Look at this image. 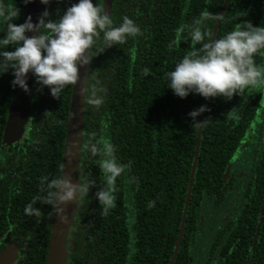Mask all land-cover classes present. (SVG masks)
Wrapping results in <instances>:
<instances>
[{
    "label": "trees",
    "instance_id": "obj_1",
    "mask_svg": "<svg viewBox=\"0 0 264 264\" xmlns=\"http://www.w3.org/2000/svg\"><path fill=\"white\" fill-rule=\"evenodd\" d=\"M63 1L68 2V6L76 2L51 0L47 6H43V9L48 8L50 19L54 20L57 15L63 14L66 9L63 8ZM147 1L150 3V0ZM201 1L207 6L203 13H216V7L214 9L208 3L210 0ZM7 2L15 3L19 9V17L13 22L21 23L25 9L23 0ZM182 2L183 0H158L156 3V0H153L154 12L145 13L141 17L142 21L137 22L144 35L130 38L124 43L120 62L118 56H108L112 55L111 49H108L92 57L89 65L87 88L94 79L102 81L106 88V99L105 103L96 109L89 105L88 94L85 93L86 137L91 131L96 132L99 137V129L106 124L109 142L115 146L118 161L130 164V167L116 178L115 208L102 215V206L94 195L99 187L106 186L104 174L98 166V157L88 154L89 159L83 162V167L88 171L92 170L87 180H93L92 176L97 174L93 180L96 184L90 187L84 199L83 206L86 208L81 211L86 214L85 210L90 209L83 222H80L82 240L87 242L84 250L89 247V238L93 231H97L96 228L100 229L102 224H105L107 229V237L104 236L105 246L95 253L92 249L90 256H97L94 264L169 263L178 235L196 140L197 128L191 125L187 113L199 107L202 98L192 93L183 99L174 96L166 86L164 77L165 71L171 70L175 61L186 52L199 47L191 43L186 32L180 31L186 24L185 17L181 14ZM234 8L236 14H232L235 12ZM203 13L194 14V18L203 22L204 28L209 32L206 39L210 40L214 22L205 18ZM245 15L246 7L240 9L238 6H229L223 13V20H220L216 39L236 26V18H242L245 22ZM253 17L255 26L259 15L255 13ZM114 24L119 23L115 20ZM2 35L3 33H0V36ZM116 51L114 49L113 53ZM145 67L149 69V75L142 76L141 70ZM12 79L11 70L0 75V85L6 86L3 101H0V105H4V108L0 107V237L11 231L8 239H18L19 236L20 243H24L30 234L33 240L29 239L28 242L32 244L36 235L41 234L43 228H48V224L35 219L34 216L25 215L23 209L34 196L42 194L41 177L59 176L67 122V99L70 93L66 87V97L54 99L48 88L44 87L42 93L35 95L31 103L27 136L23 141L25 143L14 142L11 145L12 142L10 146L5 147L3 142L1 143V131L6 121ZM246 91L247 89L240 96L234 94L230 100L223 97L206 100L209 110L204 112V120H208L201 131L183 236L173 264H189V261H185L186 242L188 231L194 226V204L199 201L201 194L210 193L215 190L214 187L226 182L234 153L249 135L253 113L259 112L256 111L255 105L253 108L249 107L253 99L247 100ZM86 163L88 164L85 165ZM227 167L228 176L223 180ZM133 177L134 181L130 179ZM150 199L155 202L152 207L147 206ZM34 206L40 208L41 215L50 218V205L37 201ZM16 220L17 226L9 228ZM254 222L241 220L239 227L234 228L227 238L225 247L228 254L216 264H234L236 260L240 264H247L246 249L254 231ZM259 230L264 231V224ZM234 238L238 240L237 249H240L242 260L236 259L232 254ZM259 243H262L261 239ZM257 250L255 247L258 256ZM84 256L87 257V252H84ZM33 257L35 259H30L31 254L27 255V260L33 261V264H44L47 259L45 252H38ZM78 263L88 264V261L81 258Z\"/></svg>",
    "mask_w": 264,
    "mask_h": 264
},
{
    "label": "clouds",
    "instance_id": "obj_2",
    "mask_svg": "<svg viewBox=\"0 0 264 264\" xmlns=\"http://www.w3.org/2000/svg\"><path fill=\"white\" fill-rule=\"evenodd\" d=\"M32 0H23L27 5ZM47 6L50 0H39ZM213 21L223 20L220 13H203ZM45 7L35 23L29 15L23 23L13 21L19 17L15 3L0 0V75L11 70L12 87L29 92L27 73H31L38 85L37 90L47 87L52 98H59L67 86H75L80 80L78 69L91 63L92 57L112 46L123 45L128 39L144 35L139 24L128 16H122L118 25L110 14L95 0H76L66 7L56 19L49 18ZM181 32H186L193 45L198 48L186 52L174 67L164 73L166 86L174 96L181 99L190 93L198 94L206 100L223 97L230 100L233 95L240 96L247 88L254 87L264 76L255 57L264 50V26H253L250 21L237 24L220 38L206 39L209 32L203 22L193 19L185 24ZM26 33H36L26 35ZM11 50H6V49ZM142 76L149 75L147 67L141 70ZM83 91L88 94V103L99 109L106 99V88L102 81L94 82ZM209 109L201 105L187 113L194 128L202 127L208 119L198 121L197 117ZM85 150L92 157H98V166L104 174L105 187H99L94 193L106 215L115 208V181L130 164L118 161L115 146L104 139H97L94 131L87 133ZM135 180V178H130ZM40 192L24 206L28 216H41V210L35 207L37 201L50 205L61 223L68 220L67 205L78 203L89 193L93 180L73 182L72 175L63 172L59 176H44L40 179ZM154 201L147 202L148 207Z\"/></svg>",
    "mask_w": 264,
    "mask_h": 264
},
{
    "label": "flooded vegetation",
    "instance_id": "obj_3",
    "mask_svg": "<svg viewBox=\"0 0 264 264\" xmlns=\"http://www.w3.org/2000/svg\"><path fill=\"white\" fill-rule=\"evenodd\" d=\"M58 2V0H56ZM155 1V0H154ZM51 2V0H50ZM98 3H101L102 7L110 14L113 21H117L120 23L122 16H128L132 18L136 22H141L143 15L145 13H153L155 5L153 0H150V3L147 0H97ZM158 0H156V3ZM95 3V0H93ZM213 6L216 13L222 8L225 3V0H210L208 2ZM240 3V5H239ZM68 2L63 1V8L68 6ZM71 5V3H70ZM217 5V6H216ZM238 6L240 9L246 7L247 15H245V20L250 21L253 24V15L257 13L259 17L256 19L255 26H264V0H229L226 9L229 6ZM44 6V5H43ZM207 6L203 4L201 0H183L182 2V11L181 14L185 17L186 24H189L192 19H194V14L200 15L205 11ZM25 10V9H24ZM235 10V12H234ZM232 14H236V8L233 9ZM118 17L116 18V16ZM203 17V16H202ZM23 18V17H22ZM141 19V20H140ZM238 22L235 21V24H242L244 20L242 18H236ZM22 21V20H21ZM214 22V21H213ZM22 23V22H21ZM111 49L112 55H108L110 58L113 56H118V62L121 57H123L124 44L119 46H112L111 48H107L105 50ZM114 49H116V53H113ZM121 56V57H120ZM255 63L258 64L264 72V50H261L258 55L255 57ZM90 65V64H89ZM90 73V69L88 74ZM33 96L32 102L35 98V95H39L42 93V90H37L38 85L33 81ZM36 85V86H35ZM88 85V82H87ZM86 85V88H87ZM72 86H67V90H69V98L68 100V108H67V117H68V109L69 102L71 96ZM12 90V86H11ZM10 90V93H11ZM60 94L59 97H66V91ZM6 91V86L3 87L0 85V101H3L4 92ZM264 76L258 80L257 84L254 87L247 88L246 98L247 100L253 99V103H250L249 107L253 108L256 106V111L259 112L253 113V118L250 121L249 127V135H247L243 141L239 144L235 151L234 158L231 160L229 177L225 183H222L218 187H214L215 190L209 192H204L203 194H199V201L194 204L193 214H194V226H192L188 231L187 236V255L186 260L189 261V264L195 262V264H216L220 258H223L228 254V250L225 247L227 238L229 234L234 231V228L239 227V223L242 219L244 220H254V231L251 233V241L249 243V247L246 249L248 254L247 264H264V231L259 230L260 226L264 224ZM86 97V96H85ZM11 95L9 96L7 112L9 108ZM59 99V98H58ZM57 99V102H59ZM249 102V101H248ZM263 106L262 108H260ZM1 108H4V105H0ZM5 116V119L7 118ZM29 119V117H28ZM5 122L3 125V130L1 131V143L3 141V134L5 129ZM67 123V122H66ZM27 126H24V131L21 137L14 141L18 144H24V138L27 136ZM106 124H103V127L99 129L98 134H100L97 139H104L109 142L108 132L106 130ZM85 134V123L82 132V144H81V160L79 163V168L77 170V177L79 182H83L92 170H89L86 167H83V162L89 159V153L85 150L84 144L87 142ZM14 142L11 144L13 145ZM5 147L10 146L6 144H2ZM242 153H244L242 155ZM10 155L12 152L9 153ZM243 156V157H242ZM86 163L85 165H87ZM60 173V172H59ZM97 175V174H96ZM93 177V180L96 178ZM96 181V180H95ZM96 184V183H95ZM97 188V186H96ZM95 188V190H96ZM94 190V191H95ZM93 191V192H94ZM232 199L234 202V207L232 210L238 209V213L236 217L234 216L231 219H226V215L222 214L218 211V209L225 204L226 201ZM85 197L77 203V207L75 213L73 215L72 224L68 228L65 249H66V260L64 264H80L78 260L81 258H86L88 264H94V260H97V256H90L92 253V249H94V253L96 250H100L102 246H105L104 236L107 237V229L106 225L102 224L100 229L96 228L97 231H93L91 233V238L88 241V248L84 250V245L87 244L86 241L82 240V233L80 231L81 224L83 222L84 217L89 214V210H85L86 214L81 212L86 208L83 206ZM93 203V201H92ZM94 206V205H93ZM257 206V208H256ZM95 207V206H94ZM255 208L257 212H255ZM96 209V207H95ZM209 210L207 213L206 210ZM93 210V208H92ZM53 211V208H52ZM52 211L50 214V218L41 215L40 217H35L37 220H41L43 223L47 222L48 228H43L42 233L38 236L36 235L35 241L30 244L29 239L33 240L28 235L26 241L24 243H20L19 236L18 239H8V236L12 233L8 231L4 235L0 237V254L3 253L8 247L14 253V257H11L6 264H33V261L27 260V255L31 254L30 259H35L33 257L34 254L38 252H45L47 256L48 252V242L49 235L51 230V220H52ZM236 214V211H233ZM204 214L205 218L201 219V215ZM212 216V218H210ZM10 218V217H9ZM11 220V218H10ZM18 221H14V224L9 225V228L17 226ZM38 224V223H37ZM39 227V224H38ZM40 228V227H39ZM95 228V227H94ZM92 229H90L91 231ZM89 236V235H88ZM15 237V236H14ZM47 237V239H46ZM262 240V243H259V240ZM195 242L206 243V247H203V254L200 258L196 259L194 254L192 253V246ZM27 243V244H26ZM46 243V245H45ZM238 240L236 238L233 239V249L232 254L237 258H240L239 255L240 249H237ZM255 247L258 248V256L255 252ZM43 250V251H42ZM90 250V251H89ZM214 250V251H213ZM84 252H87V257L84 256ZM173 249L171 251L172 256ZM256 254V255H255ZM84 256V257H83ZM241 259V258H240ZM168 260V261H169ZM242 260V259H241ZM255 262L253 263V261ZM174 262V261H173ZM46 264V261L44 262ZM234 264H240L238 260L235 261Z\"/></svg>",
    "mask_w": 264,
    "mask_h": 264
},
{
    "label": "water",
    "instance_id": "obj_4",
    "mask_svg": "<svg viewBox=\"0 0 264 264\" xmlns=\"http://www.w3.org/2000/svg\"><path fill=\"white\" fill-rule=\"evenodd\" d=\"M229 0H225L224 5L219 10L218 13H224ZM43 5L39 0H32L31 3L25 5V10L22 18V23L27 16L32 17V22L35 23L37 17L42 12ZM220 21H214L211 36L212 38H217V31L219 28ZM36 33H26V35H35ZM89 71V65L85 68L78 69L80 80L77 85L72 86L71 96L68 109V117L65 130V138L63 144V152L61 158L60 173L68 172L72 175L73 182H78L77 170L79 168V163L81 160V144H82V132L84 128V110H85V93L83 91L86 89L87 76ZM33 75L29 72L27 73L26 83L28 84L29 92L25 93L18 86L12 87L11 98L7 113V118L5 122V129L3 134V144L9 145L12 142L18 140L23 131L24 126L27 123L33 96ZM206 105V99L201 98L200 106ZM204 120V113L198 116V121ZM203 127V126H202ZM202 127L196 130V140L193 152V158L191 163V168L189 172L187 190L185 194V200L183 202V209L181 213V219L179 224L178 235L175 240V245L173 248L172 256L168 264H173L176 257L180 241L183 236V230L185 225V220L187 216L188 204L191 196V190L193 185V176L196 168V162L198 158L199 144ZM229 168L227 167L224 174L223 180L228 176ZM77 203L72 202L67 205L68 220L66 223H61L60 220L55 215V211H52L51 220V230L48 242V252L46 264H64L66 260V249L65 242L69 226L72 224L73 215L75 213ZM11 257H14V253L10 247H8L3 253L0 254V264H6Z\"/></svg>",
    "mask_w": 264,
    "mask_h": 264
},
{
    "label": "rangeland",
    "instance_id": "obj_5",
    "mask_svg": "<svg viewBox=\"0 0 264 264\" xmlns=\"http://www.w3.org/2000/svg\"><path fill=\"white\" fill-rule=\"evenodd\" d=\"M263 106H261L260 108H262ZM244 153H242L243 155ZM243 157V156H242ZM234 202L233 200L230 198L228 201L225 202V204H223L219 209L218 211L221 212V215L224 214L226 215V219H231L233 218L234 216L236 217L237 213H238V209L236 210H232V208L234 207ZM233 211H236V214L233 213ZM206 212L208 213L209 210L207 209ZM203 218H205V215L202 214L201 215V219L203 220ZM212 218V216L210 217ZM203 247H206V243L205 242H202V244L200 242H195L193 243V246H192V253L194 254L195 258L198 259L202 256V250H203ZM192 264H195V262H192Z\"/></svg>",
    "mask_w": 264,
    "mask_h": 264
}]
</instances>
